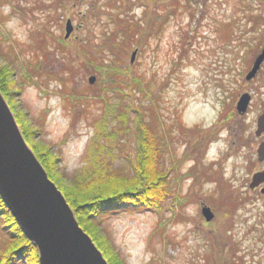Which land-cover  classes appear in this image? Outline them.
<instances>
[{"label":"rangeland","instance_id":"1","mask_svg":"<svg viewBox=\"0 0 264 264\" xmlns=\"http://www.w3.org/2000/svg\"><path fill=\"white\" fill-rule=\"evenodd\" d=\"M9 2L23 11L12 9L11 4L3 6L8 17L0 31L23 50V59L41 55L35 50L38 32L51 37L47 42L40 39V44L56 47L41 58L45 60L41 78L46 84L38 81V86H26L16 106L26 113L31 129L46 110L44 130L33 139V147L42 155L43 147L50 148L53 157L60 158L58 168L65 176L83 164L94 128L85 118L71 125L72 117L64 108V89L49 73L63 71L69 64L74 86L83 90L95 74L84 71L79 58L81 42L108 28L110 12L126 9L134 19L144 21L152 10L163 15L162 19L158 14L163 23L158 35L141 54L137 49L132 63L133 49L128 52L127 62L145 80L152 79V92H160V125L174 124L164 138L163 169L169 173L170 195L162 212L117 215L104 221L102 230L123 264H264V242L255 238L264 205L243 189L251 173L264 166L256 159L260 138L254 135L264 84L257 90L256 78L247 81L243 69L259 51L256 42L261 37L253 30L264 29L263 1L131 0L125 7L118 0ZM68 18L73 31L64 39ZM58 37L66 41L64 48L57 46ZM243 92H249L252 101L247 113L240 115L235 103ZM141 99L150 104L149 97ZM182 125L191 131L182 133ZM135 145L127 141L125 150L132 158ZM122 159L118 163L128 168ZM62 187L77 204L99 194L96 190L74 193L69 185ZM221 199L222 206L231 201L227 205L238 207H221ZM204 205L214 212L209 222L201 214Z\"/></svg>","mask_w":264,"mask_h":264},{"label":"trees","instance_id":"2","mask_svg":"<svg viewBox=\"0 0 264 264\" xmlns=\"http://www.w3.org/2000/svg\"><path fill=\"white\" fill-rule=\"evenodd\" d=\"M118 1L124 3L122 7L131 2ZM8 4H11L9 0H0V25L8 17L2 10ZM12 9L22 10V7L12 5ZM158 14L163 19L162 14L152 10L144 21L134 19L126 9L115 10L108 15V28H102L97 37L83 39L79 58L83 61L84 71L96 76L95 82L83 90L74 86V73L69 64L64 65L63 71L51 70L49 73L64 89V108L72 117L71 125H75L76 119L85 118L94 128L85 160L71 176H65L58 168L60 158L53 157L50 148L43 147L42 155L33 147V139L44 130L46 110L37 118L35 129H31L26 113L20 112L16 106L18 95L26 86H38V81L46 84L41 78L40 67L44 69L45 66V60L41 58L50 54L56 48L55 44L53 50L46 44H40V39L47 42L51 37L38 32L35 44L39 50H35L41 55L36 53L33 59H23V50L9 42L0 31V92L12 110L26 143L61 190L80 227L91 237L108 264H123V260L109 244L102 230L103 222L124 213L162 212L167 205L165 198L170 195L169 173L163 169L164 138L165 132L170 135L174 124L160 125V92H152V79L145 80L135 65L127 62L128 52L139 49L141 54L158 35L160 27H163ZM225 30L227 34L230 31L227 27ZM58 38L57 46L64 48L66 41ZM250 62L251 59L245 69ZM114 94L117 95L113 97ZM141 97H149L150 104L145 105ZM180 129L182 133L191 131L183 125ZM127 141L136 142L134 158L125 150ZM117 159L124 160L128 168L121 166ZM64 185H69L74 193L96 190L99 194L77 204L70 199L69 192L62 187ZM222 200L219 201L221 207L231 204L228 201L226 206H222ZM0 264H39L37 247L26 237L1 197Z\"/></svg>","mask_w":264,"mask_h":264},{"label":"water","instance_id":"3","mask_svg":"<svg viewBox=\"0 0 264 264\" xmlns=\"http://www.w3.org/2000/svg\"><path fill=\"white\" fill-rule=\"evenodd\" d=\"M73 31L66 20L64 38ZM136 50L132 52L133 62ZM264 60V48L255 57L246 80L252 79ZM95 76L88 78L92 84ZM251 95L240 94L236 102L239 114L246 113ZM264 132V112L257 118V136ZM259 160L264 159V141L258 148ZM264 177L254 173L252 183ZM251 183V186L253 184ZM0 197L16 219L26 237L39 253V264H108L91 237L80 227L61 190L49 178L46 170L26 143L8 103L0 92ZM206 221L214 213L209 206L201 208Z\"/></svg>","mask_w":264,"mask_h":264},{"label":"flooded vegetation","instance_id":"4","mask_svg":"<svg viewBox=\"0 0 264 264\" xmlns=\"http://www.w3.org/2000/svg\"><path fill=\"white\" fill-rule=\"evenodd\" d=\"M261 29H255V30H253V32H255V34L257 33L258 34V36H260L261 38L259 39V43L257 44V42H256V47H258L259 48V51L257 52V54H255L254 56H252L251 57V62H250V64H249V66L245 69V73H247V71H249V69H250V67H251V64L253 63V61H254V59H255V57L262 51V49L264 48V42H263V40H264V29L263 30H261ZM255 47V48H256ZM255 48H253V50L255 49ZM249 61V60H248ZM248 63V62H247ZM246 62L244 63V66L247 64ZM245 75V74H244ZM254 79L256 78V80H257V83L256 84H258L257 86H256V89L258 90L259 89V87L262 85V84H264V60L262 61V63H261V65H260V68L258 69V71H257V73L255 74V76L253 77ZM252 78V79H253ZM253 81V80H252ZM261 94V93H260ZM253 98H254V96H253ZM251 101H252V99H251ZM251 101H250V103H249V107H250V104H251ZM263 102V105L261 106V109H259L260 111L258 112V114H257V116H256V120H255V130H256V128H257V118H258V116L259 115H261V113H263L264 112V101H262ZM235 111H236V113H238L237 112V110H236V107H235ZM239 114V113H238ZM240 115H243V114H240ZM255 130H254V135H255V137L256 138H260V140H259V142H258V145H257V147H256V159H257V161L259 162V164L260 165H264V159L263 160H259V158H258V154H257V148H258V146H259V144L262 142V141H264V132H262L261 133V135H259V136H257L256 134H255ZM257 172H264V166L262 167V168H260V169H257V170H255L253 173H251V175L249 176V179L247 180V182H246V186H245V184L243 185V189H245V187H246V189L248 190V192H249V195L251 196V195H254L255 197H256V199H258V200H261L262 201V205H264V177L260 180V181H258L257 183H252V177H253V175H254V173H257ZM251 183L253 184V186H251ZM248 195V196H249ZM241 204V203H240ZM229 206V207H228ZM227 207L228 208H237L238 207V205H236V206H231V205H227ZM226 207V208H227ZM214 213V212H213ZM259 224H260V226H264V215L262 216V218H261V220L259 221ZM260 226H258V228L256 229V239L258 240V241H260V242H264V229H262L261 230V228H260ZM260 228V229H259ZM260 251V250H259ZM261 251H263V257H264V248H262L261 249ZM260 251V252H261ZM259 252V253H260Z\"/></svg>","mask_w":264,"mask_h":264}]
</instances>
